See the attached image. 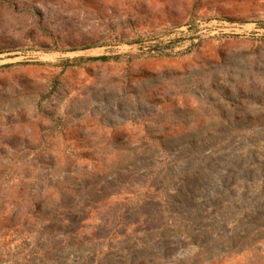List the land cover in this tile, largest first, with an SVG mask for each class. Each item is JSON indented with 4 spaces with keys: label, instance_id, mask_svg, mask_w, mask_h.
Segmentation results:
<instances>
[{
    "label": "rangeland",
    "instance_id": "obj_1",
    "mask_svg": "<svg viewBox=\"0 0 264 264\" xmlns=\"http://www.w3.org/2000/svg\"><path fill=\"white\" fill-rule=\"evenodd\" d=\"M95 259L264 264V0H0V264Z\"/></svg>",
    "mask_w": 264,
    "mask_h": 264
},
{
    "label": "trees",
    "instance_id": "obj_2",
    "mask_svg": "<svg viewBox=\"0 0 264 264\" xmlns=\"http://www.w3.org/2000/svg\"><path fill=\"white\" fill-rule=\"evenodd\" d=\"M99 59H106V56H101V57H99ZM108 236H99L98 238L99 239H106ZM85 264H100V261L99 260H90V261H88V262H86ZM142 264V263H141Z\"/></svg>",
    "mask_w": 264,
    "mask_h": 264
}]
</instances>
